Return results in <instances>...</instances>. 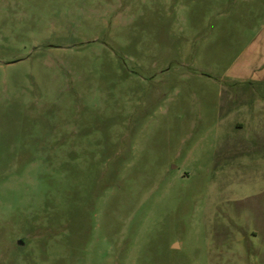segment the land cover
<instances>
[{"label": "rangeland", "instance_id": "rangeland-1", "mask_svg": "<svg viewBox=\"0 0 264 264\" xmlns=\"http://www.w3.org/2000/svg\"><path fill=\"white\" fill-rule=\"evenodd\" d=\"M264 0H0V264H264V86L229 73Z\"/></svg>", "mask_w": 264, "mask_h": 264}, {"label": "crops", "instance_id": "crops-1", "mask_svg": "<svg viewBox=\"0 0 264 264\" xmlns=\"http://www.w3.org/2000/svg\"><path fill=\"white\" fill-rule=\"evenodd\" d=\"M229 75L235 80L264 86V26L256 35L250 49L240 57ZM255 102L254 106L258 112L259 108L264 107V98H258Z\"/></svg>", "mask_w": 264, "mask_h": 264}]
</instances>
